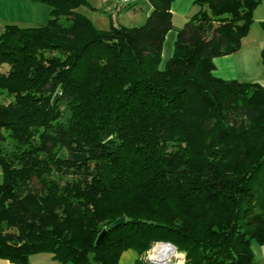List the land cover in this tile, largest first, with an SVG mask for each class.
Segmentation results:
<instances>
[{
  "label": "trees",
  "instance_id": "obj_1",
  "mask_svg": "<svg viewBox=\"0 0 264 264\" xmlns=\"http://www.w3.org/2000/svg\"><path fill=\"white\" fill-rule=\"evenodd\" d=\"M34 1L49 21L0 36V259L119 264L165 242L185 264H255L264 86L216 77L214 59L241 49L263 0H196L164 67L174 0L108 30L88 0Z\"/></svg>",
  "mask_w": 264,
  "mask_h": 264
},
{
  "label": "crops",
  "instance_id": "obj_2",
  "mask_svg": "<svg viewBox=\"0 0 264 264\" xmlns=\"http://www.w3.org/2000/svg\"><path fill=\"white\" fill-rule=\"evenodd\" d=\"M196 0H174L171 6L173 28L166 36L163 51V62L167 55L174 53L178 31L197 11ZM86 14L100 30L110 29L113 21L110 16L111 6L105 0H88ZM133 9V10H131ZM80 10V9H79ZM152 6L148 0H130L129 7L121 13L123 19L119 26L135 27L145 22L151 14ZM80 12H82L80 10ZM91 12V13H90ZM84 13V12H82ZM90 13V14H89ZM120 13V14H121ZM128 17L131 19L128 20ZM50 19V7L34 0H0V36L6 26L17 25L22 28H33L45 25ZM130 22V23H129ZM128 24V25H125ZM264 0L254 11V23L248 35L242 40L241 49L231 55L214 59V75L224 80H236L242 83L258 82L264 86ZM255 264H264V246L252 243ZM0 264H16L0 259ZM27 264H59L50 253L32 255ZM119 264H149L135 251L127 250L120 257Z\"/></svg>",
  "mask_w": 264,
  "mask_h": 264
},
{
  "label": "built area",
  "instance_id": "obj_3",
  "mask_svg": "<svg viewBox=\"0 0 264 264\" xmlns=\"http://www.w3.org/2000/svg\"><path fill=\"white\" fill-rule=\"evenodd\" d=\"M111 6V18L116 22L117 16L129 7L130 0H105ZM116 24V23H115ZM185 256L181 255L175 246L170 243H157L143 257L149 264H185Z\"/></svg>",
  "mask_w": 264,
  "mask_h": 264
},
{
  "label": "rangeland",
  "instance_id": "obj_4",
  "mask_svg": "<svg viewBox=\"0 0 264 264\" xmlns=\"http://www.w3.org/2000/svg\"><path fill=\"white\" fill-rule=\"evenodd\" d=\"M80 10L82 11V12H84V14L86 15L87 13H88V10H89V8H88V5H85V6H82L81 8H80ZM131 10H133V9H131ZM91 13V12H90ZM89 13V14H90ZM123 17H124V15H122V13L119 15V16H117V18H116V25H118L119 26V24H118V19H119V21H121L122 19H123ZM131 18L130 17H128V20H130ZM114 23V22H113ZM130 23V22H129ZM140 24H137V25H142L143 24V22H139ZM125 25H128V24H125ZM170 54H168L167 55V58H166V60L163 62V67L165 66V63L170 59ZM2 179H3V172H2V166L0 165V183L2 182ZM163 243H165V242H163ZM170 244H172V243H170ZM173 246H175L174 244H172ZM176 247V246H175ZM176 249H177V251L181 254V255H184L185 256V254L184 253H182V252H180L179 250H178V248L176 247ZM185 259V258H184Z\"/></svg>",
  "mask_w": 264,
  "mask_h": 264
},
{
  "label": "water",
  "instance_id": "obj_5",
  "mask_svg": "<svg viewBox=\"0 0 264 264\" xmlns=\"http://www.w3.org/2000/svg\"><path fill=\"white\" fill-rule=\"evenodd\" d=\"M60 94H57L55 99H54V103H56L58 101V98H59ZM124 222V218H121L119 219L118 221H116L111 227L114 228V227H117L119 225H121L122 223ZM106 233V230H104L102 232V234L99 236V239H101Z\"/></svg>",
  "mask_w": 264,
  "mask_h": 264
}]
</instances>
